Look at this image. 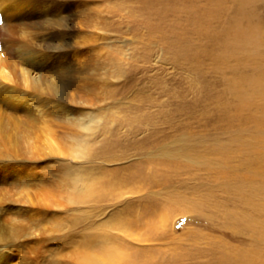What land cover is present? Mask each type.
I'll use <instances>...</instances> for the list:
<instances>
[{"label":"rangeland","instance_id":"374dc122","mask_svg":"<svg viewBox=\"0 0 264 264\" xmlns=\"http://www.w3.org/2000/svg\"><path fill=\"white\" fill-rule=\"evenodd\" d=\"M85 13L62 77L95 91L88 147L53 126L31 136L38 155L95 175L89 199L50 211L65 264H102L106 247L108 264H264V0H86Z\"/></svg>","mask_w":264,"mask_h":264},{"label":"bare ground","instance_id":"6f19581e","mask_svg":"<svg viewBox=\"0 0 264 264\" xmlns=\"http://www.w3.org/2000/svg\"><path fill=\"white\" fill-rule=\"evenodd\" d=\"M85 5L86 0H0V264H65V261L69 263L62 238L65 232L62 227H57V231L55 221L53 222L50 216L53 213L50 211L55 208L67 209L69 202L76 204L85 202L83 198L85 196L88 198V194L83 196L86 188L95 184L92 178L95 175H84L86 169H83L84 172L81 170L80 174L75 172L73 174L74 167L65 163V160H60V157L52 159L48 154L38 155L31 141V136L39 125H44L43 130L53 126L60 137L69 135L78 137L83 146L91 140V135L89 137L87 134L90 133L92 126L86 123L81 107L88 104L86 100H90L95 91L91 86L81 88L70 85V82L62 77L68 60L72 53L75 54L76 49L70 42L69 32L86 19ZM78 15L80 22L76 20ZM236 32L237 37H241L245 42L252 33L251 30L240 28ZM243 49L246 50L245 47ZM36 56L39 60H36ZM34 69L37 74L31 76ZM253 83L259 91V96H263L264 74H257ZM9 87L12 89H8ZM259 122L264 124V110L261 112ZM262 143L264 144V139ZM113 187L114 185L112 189ZM258 187L264 191V183ZM92 191L94 190H91V193ZM231 215L230 213L229 216ZM239 220L242 225L245 216H241ZM52 243L63 246L53 249ZM250 249L252 250L251 247ZM102 253L108 257V260L104 259L108 263L116 256L113 249L108 247L104 248ZM234 254L237 255L235 252ZM231 259L232 256L223 257V264L232 263ZM255 259L257 260V257L251 256L236 261L238 264H262L258 263L261 260ZM104 260L102 264H108ZM76 264L80 262L77 261Z\"/></svg>","mask_w":264,"mask_h":264}]
</instances>
